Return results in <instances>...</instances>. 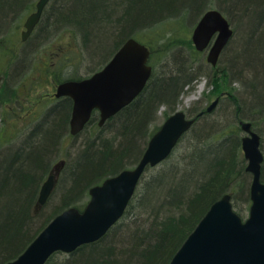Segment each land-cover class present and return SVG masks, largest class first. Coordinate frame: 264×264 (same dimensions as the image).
Returning <instances> with one entry per match:
<instances>
[{
  "label": "trees",
  "instance_id": "16d2710c",
  "mask_svg": "<svg viewBox=\"0 0 264 264\" xmlns=\"http://www.w3.org/2000/svg\"><path fill=\"white\" fill-rule=\"evenodd\" d=\"M37 1L0 0L1 121L2 106L9 100L7 93L12 89L9 79L17 73L25 77L34 66L31 52L35 45L24 43L19 32ZM49 3L51 6L45 8L35 28H40L37 33L46 32L49 37L55 27V34L69 30L79 37L82 30L94 58L105 54L108 57L124 36L146 44L151 56L159 42L169 45L166 52L182 45V41L191 42L189 22L196 23L203 10L216 7L228 17L234 28L233 36L238 38L228 44L226 57L247 88L240 98L230 92L225 94L235 107L233 113L240 123L247 121L241 117L243 110L249 113L253 108L264 107V101L258 100L264 99V0H50ZM142 31L151 36L150 41L139 37ZM190 46L195 60L199 52L192 43ZM180 53H176L175 67L158 74L153 57L150 63L153 75L143 92L111 117L101 131L98 113L94 112L82 131L88 135L87 141L69 162L65 160L58 180L59 183L62 177L61 205L55 208L57 212L49 222L68 207L83 209L86 203L82 206L74 201L88 195L92 186L125 169L127 158L140 154L147 119L148 122L153 119L163 96H178L184 90L189 83L188 79L182 82L184 69L190 72L196 67L194 60L186 65L177 57ZM61 65L48 63L45 67L46 79H52L54 88L64 81L83 78L76 70L65 71ZM42 81L41 76V84ZM222 95L218 96L219 104ZM55 101L29 133H4L0 127V264L16 259L49 223L38 226L42 219L35 208L41 183L53 169L50 165L61 142L60 132L70 125L73 104L70 97ZM206 108L190 113L196 119L191 130L202 118L201 111L205 117L216 110L208 113ZM113 128L112 137L104 134L103 130ZM204 130L193 133L192 142L183 153L174 150L168 159L152 167L154 172L142 178L125 215L103 238L80 246L64 261L56 260L62 253L56 252L46 264H169L215 201L234 190L240 198L249 199L250 174L241 154V139L233 131L219 135L215 129L210 133Z\"/></svg>",
  "mask_w": 264,
  "mask_h": 264
},
{
  "label": "water",
  "instance_id": "95a60500",
  "mask_svg": "<svg viewBox=\"0 0 264 264\" xmlns=\"http://www.w3.org/2000/svg\"><path fill=\"white\" fill-rule=\"evenodd\" d=\"M50 0H39L22 31L26 41L39 23ZM234 35L229 19L218 10L208 11L195 28L193 41L200 51L211 45L207 61L217 66L223 48ZM151 51L134 37L128 38L104 67L90 77L67 80L57 86L55 96L73 100L70 132L77 136L100 112V125L132 103L145 89L153 68ZM217 97L206 108L218 106ZM202 114V113H201ZM196 119L177 110L151 137L138 163L106 178L90 188V200L83 209L71 206L57 214L16 259L6 264H46L62 251L72 253L80 246L98 241L125 215L149 167H156L174 151ZM245 132L242 148L248 161L246 170L253 176L249 216L243 219L235 210L232 195L215 201L189 234L169 264H264V182L262 181V137L251 121H241ZM66 161L56 163L43 183L35 212L50 199Z\"/></svg>",
  "mask_w": 264,
  "mask_h": 264
},
{
  "label": "rangeland",
  "instance_id": "374dc122",
  "mask_svg": "<svg viewBox=\"0 0 264 264\" xmlns=\"http://www.w3.org/2000/svg\"><path fill=\"white\" fill-rule=\"evenodd\" d=\"M51 3H49L47 7H50ZM50 22H53V20L51 19ZM191 23L192 22H189L187 25L188 28L191 27ZM70 27H72V25ZM39 29L40 28L35 29L29 38L24 41V43L28 41L35 45L31 52L33 53L32 61H34L32 70H30V72L25 77L17 73L13 74L9 79L12 89H10L11 92L8 91L7 93L10 94L8 95V97H10L9 100L2 106L4 107V111L1 116L4 120L0 122V127L5 130L4 133H29L40 122L39 120H41L40 117L43 115V112H46L51 106L55 104L56 101L55 98H53V94L55 93L57 86L55 88L53 87L51 78H48V80L46 79V64H62L61 67L63 70H76L79 76L85 77L95 72L115 53V51H113L114 53H110L112 55L110 56L109 54V56L105 59H102L103 55L94 58L92 55L93 53H90L89 51L92 49L91 44H88V49L86 46L87 44L80 37H75L69 30H61L55 34L54 27L53 30L51 28L53 36L51 34L49 37H47L46 32L41 33L42 35L38 34L37 31ZM22 30L23 27L19 32L20 38L22 37ZM189 31L190 33L188 35L191 42L182 41V45L180 44L174 46L167 52L166 50L169 46L167 43L161 45L162 42H159L158 46L154 47V50H152V56H150V63L152 64V58L154 57L156 62V74L167 71L169 67H175V56L179 51L181 52L183 62L186 65L194 60V56L190 52V48H192L190 44H193L191 37L193 27H191ZM146 35L147 33L143 32V34L139 35V37H143L145 40L150 41L151 36ZM234 37L230 41L231 43L233 41L236 42L238 39L237 37L236 39ZM199 53L196 55V59L193 61L196 65L194 70L189 72L188 70L184 69V72L181 74V76H183L182 82L187 79L189 80V83L185 84L184 90H182L178 96H176L177 94L171 97L163 96L158 102L153 119L149 122L147 119L145 123L144 134L141 139V146L138 150L140 151V154L138 153L139 155L137 156H131V158H127L124 162L126 168H131L138 163L148 145L150 135L163 124L167 114L170 115L181 109L185 110L189 114H193L194 111L208 107V105L212 103L216 97L221 96L222 94L223 99L221 100V103L215 108L216 110L213 113L199 119L196 126L190 130L189 133H187L183 140L178 144L176 147L177 150L175 149V153H183L188 145L192 142L191 138L193 137V133L199 131L200 129H205L204 132L206 131V133H210L215 129L214 131H218L219 135H227L229 132L231 133L233 131L234 134L239 136L242 141V137L245 135V132L242 130L237 119L238 116H235V113H233L235 107L225 94L230 92L232 95H235L236 98H240L241 94L245 93L246 91L245 84H243L241 80L237 78V74H234L232 68L230 67V60H228L226 57V51L222 54L217 67H214L208 63L206 58L207 53ZM41 76L43 78L42 84L40 82ZM258 100L260 102L264 101V99L259 98ZM252 110L254 111L252 112ZM241 117L247 121L253 122L254 130L257 131L262 137V150L264 152V107L261 109L253 108L249 111V113L243 110ZM101 129L102 127H100V131ZM114 130L115 128L111 129L110 131L103 130V132L106 136L112 137L115 133ZM86 135L82 132L80 135L73 136L70 133V125L61 131V142H59L55 154L51 160L50 168L52 169L54 165L61 160H68L69 162V160H71V158L79 151V147L83 146V144L87 141L88 135ZM90 137L91 136H89V138ZM96 137L97 136L95 135L91 139H95ZM241 154L242 157L245 158L242 148ZM247 164L248 161L246 159V166ZM153 172L154 168L149 169L145 173L144 177L150 175ZM248 173L250 174L249 186L251 187L253 177L250 172ZM61 179L62 177H60V182L56 186V189L48 202L38 212L40 219H42L38 225L39 227L49 222V220L57 212H54L55 208L60 207L58 205H61L59 204L62 195V190L59 188L61 185ZM41 184H43V181ZM230 193L232 194L233 204L236 205V211L239 209L241 216L246 219L249 216L250 206L252 204L251 188L249 192V199L245 198V200L239 197L240 195L237 190H234ZM83 195L84 196H81L74 202L82 206H84V203L87 204L90 194L88 193V195ZM67 257H69V254L62 252L60 256L56 258V260H59V262L64 261L67 259Z\"/></svg>",
  "mask_w": 264,
  "mask_h": 264
},
{
  "label": "bare ground",
  "instance_id": "6f19581e",
  "mask_svg": "<svg viewBox=\"0 0 264 264\" xmlns=\"http://www.w3.org/2000/svg\"><path fill=\"white\" fill-rule=\"evenodd\" d=\"M50 2V1H49ZM37 4H38V1H37V3H36V7H35V9L30 13V14H32V13H34V12H36L37 11ZM49 4V3H48ZM47 4V5H48ZM47 7V6H46ZM45 10V9H44ZM210 10H218V11H221L220 9H218V8H216V7H209V8H207V9H205V10H203V12L200 14V16H199V18H198V21H196V23H194V24H191V27H193V31H192V41H193V34H194V30H195V28L199 25V23H200V21H201V18H203L204 16H205V14L208 12V11H210ZM222 12V11H221ZM223 13V12H222ZM29 14V15H30ZM224 14V13H223ZM28 15V16H29ZM225 15V14H224ZM28 16L25 18V22H26V20H27V18H28ZM226 16V15H225ZM25 22L23 23V30H25L26 29V27H25ZM40 22V21H39ZM38 25V24H37ZM37 27V26H36ZM35 27V28H36ZM35 30V29H34ZM189 33H190V31H189ZM188 33V34H189ZM83 41H85V39H84V37H85V32L84 31H82L81 30V33H80V36H79ZM234 37V36H233ZM233 37L230 39V41L233 39ZM128 40V37H122L119 41H120V43H119V45L113 50V51H118L121 47H123V45H124V43L126 42ZM230 41H229V43H230ZM228 43V44H229ZM193 44H194V46H195V48H196V45H195V43H194V41H193ZM228 44L223 48V50H222V52H221V56H222V54L225 52V50H226V48H227V46H228ZM211 47V45H209L206 49H204V50H202V51H200V50H198L197 48H196V50L198 51V52H203V53H207V56H208V53H209V51H210V48ZM150 51H151V49H150ZM114 53V52H113ZM207 56H206V58H207ZM221 56H220V58H221ZM107 57V55L105 54V55H103L102 56V59H105ZM177 57H180L182 60H183V57H182V55H181V53L179 54V56H177ZM102 69V68H101ZM91 75H89V76H87V77H90ZM84 78V77H83ZM73 80H77V79H73ZM243 84L245 83L244 81H241ZM247 89V88H246ZM245 89V90H246ZM202 113V114H201ZM204 113L205 112H203V111H201L200 113H199V116H201V117H203L204 116ZM0 122H1V120H0ZM253 124V123H252ZM155 134V132H153L151 135H150V139H151V137L153 136ZM150 139H149V141H150ZM170 157V156H169ZM168 157V158H169ZM167 158V159H168ZM47 179V178H46ZM45 179V180H46ZM45 180H44V182H45ZM43 182V183H44ZM43 185V184H42ZM77 250V249H76Z\"/></svg>",
  "mask_w": 264,
  "mask_h": 264
},
{
  "label": "flooded vegetation",
  "instance_id": "af4514ba",
  "mask_svg": "<svg viewBox=\"0 0 264 264\" xmlns=\"http://www.w3.org/2000/svg\"><path fill=\"white\" fill-rule=\"evenodd\" d=\"M54 96V95H53ZM54 98V97H53ZM98 119H100V118H98Z\"/></svg>",
  "mask_w": 264,
  "mask_h": 264
}]
</instances>
